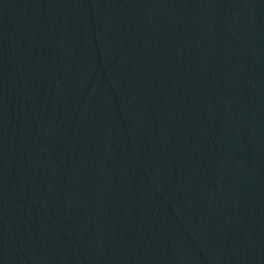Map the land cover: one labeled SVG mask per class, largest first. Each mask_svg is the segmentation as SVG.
Here are the masks:
<instances>
[{
	"label": "water",
	"instance_id": "95a60500",
	"mask_svg": "<svg viewBox=\"0 0 264 264\" xmlns=\"http://www.w3.org/2000/svg\"><path fill=\"white\" fill-rule=\"evenodd\" d=\"M0 264H264V0H0Z\"/></svg>",
	"mask_w": 264,
	"mask_h": 264
}]
</instances>
